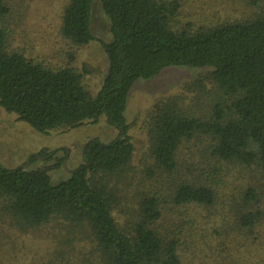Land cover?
Returning <instances> with one entry per match:
<instances>
[{
    "label": "trees",
    "instance_id": "1",
    "mask_svg": "<svg viewBox=\"0 0 264 264\" xmlns=\"http://www.w3.org/2000/svg\"><path fill=\"white\" fill-rule=\"evenodd\" d=\"M91 2L63 5L58 34L71 52L54 66L8 45L12 6L0 0V109L40 134L102 117L117 131L109 142L88 139L81 165L57 183L46 168L0 164L1 216L24 231L57 228V244L43 264H184L180 247L195 223L188 210L213 205L217 187L211 177L172 184L170 203L184 211L170 232L161 230L160 187L174 180L183 145L205 144L202 153L217 164L216 174L227 170L222 163L256 169L264 197V0H230L229 18L214 24L193 18L181 0H100L111 40L101 43L107 69L95 95L73 66L75 50L94 40ZM235 5H243L247 16L234 18ZM168 67L210 71L155 98L138 126L146 139L138 168L132 164L127 96L134 82ZM50 156L31 154L26 165ZM256 197L248 189L243 201ZM258 215L240 216L239 223L251 227Z\"/></svg>",
    "mask_w": 264,
    "mask_h": 264
},
{
    "label": "rangeland",
    "instance_id": "2",
    "mask_svg": "<svg viewBox=\"0 0 264 264\" xmlns=\"http://www.w3.org/2000/svg\"><path fill=\"white\" fill-rule=\"evenodd\" d=\"M9 1L12 8L6 18V29L10 34L8 45L21 49L29 58L54 66L65 63L71 49L60 39L58 30L61 10L67 0ZM181 1L186 12H190L193 18L201 15L205 23L214 24L229 18L230 0ZM242 6L232 7L235 9L231 12L234 18L247 16L248 10ZM109 28L100 0H92L90 32L94 40L75 50L73 64L83 73V85L92 95L101 88L106 73L107 61L101 43L110 42ZM208 71L209 68L168 67L152 79L133 83L127 96L125 118L134 148L132 164L135 167L143 165L146 152V139L138 126L155 98L174 94L183 83L193 81ZM116 135L117 131L106 124L103 117L95 124L84 123L76 129L40 134L16 116L0 109V164L7 169L18 166L46 168L52 183H57L81 165V150L88 139L109 142ZM205 146L198 142L182 146L174 180L166 181L160 187L165 219L160 221L159 227L168 231L179 219V213L184 211L170 203L168 195L172 184L185 179L203 181L211 177L217 187L213 205L195 206L194 210H188L195 223L193 231L180 247L184 264H264V197L259 195L260 190L263 193L261 176L256 169H244L229 163H222L226 171L213 173L217 164L202 153ZM41 151L51 156L46 161L26 165L31 154ZM60 161L57 168L55 165ZM200 167L207 169L200 170ZM248 189L254 190L259 200L256 197L243 201ZM248 213L259 215L253 226L244 227L239 223V217ZM56 234L58 231L54 225L27 231L16 228L0 212V264H43L50 258L52 246L57 244Z\"/></svg>",
    "mask_w": 264,
    "mask_h": 264
}]
</instances>
